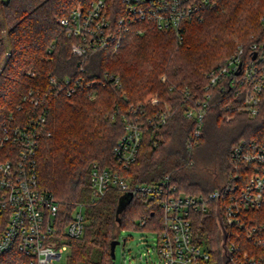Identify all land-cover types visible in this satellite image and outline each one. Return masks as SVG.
<instances>
[{
	"label": "trees",
	"instance_id": "16d2710c",
	"mask_svg": "<svg viewBox=\"0 0 264 264\" xmlns=\"http://www.w3.org/2000/svg\"><path fill=\"white\" fill-rule=\"evenodd\" d=\"M91 0H0V131L12 116L14 124H25L31 115L23 95L31 89H49V77L84 75L87 80L105 71L121 76L123 87H99L95 99L79 90L60 96L49 109L47 130L38 151V173L42 188L52 192L69 214L85 205L86 227L79 238L67 237L71 253L62 264H112L111 243L120 239L125 227L160 232L162 211L144 195H134L119 211L125 194L111 186L97 201L91 199L90 175L93 163L119 169L134 183H151L167 174L190 193H209L232 168L231 152L243 138L264 139V93L257 114L241 108L243 96H234L229 87L207 90L211 68L222 64L239 47L264 41L261 15L264 0H216L205 8L201 20L184 24L183 38L174 29H159L139 22L143 33L121 32V46L93 51L86 59L75 55L61 23L76 7ZM110 17L124 14L122 0H108ZM83 68V70H82ZM165 75L163 80L161 76ZM211 91L203 135L195 148L205 149L213 161L214 176L204 175L191 165L192 151L186 140L195 122L186 117V108ZM155 96L173 112L166 123L148 122L139 155L127 168L118 163L113 148L125 131V116L131 103H142L147 115L163 109L154 105ZM189 169V170H188ZM192 169V170H190ZM146 220L141 224L140 220ZM197 238L211 247L212 263L223 264L221 227L215 203L210 211L192 212ZM228 243L252 246L235 227L226 224ZM0 264H10L6 255Z\"/></svg>",
	"mask_w": 264,
	"mask_h": 264
},
{
	"label": "built area",
	"instance_id": "2783aa9c",
	"mask_svg": "<svg viewBox=\"0 0 264 264\" xmlns=\"http://www.w3.org/2000/svg\"><path fill=\"white\" fill-rule=\"evenodd\" d=\"M124 14L113 21L108 0H91L85 7H76L61 23L72 44L75 55L86 59L101 48L117 52L121 46V32L140 34L139 22L152 23L159 29H174L180 39L186 22L201 20L205 8L216 0H122ZM264 26V12L261 16ZM83 70V68H82ZM205 88L229 87L234 96H243L241 108L257 114L264 93V41L239 45L222 64L208 72ZM165 79V76L162 77ZM123 87L119 74L105 71L100 77L87 80L84 75L49 77V89H31L23 95L31 115L25 124L12 122V116L2 122L0 131V257L6 255L10 264H57L71 253L67 237L84 234L87 219L85 205L76 206L70 215L52 192L42 188L38 173V151L47 130L48 113L52 102L60 96L70 97L85 90L90 99L97 97L99 87ZM213 93L198 98L186 108V117L195 126L186 144L192 151L203 135L208 108ZM154 105L163 109L147 115L142 103H131L125 116V131L113 148V154L124 168L136 161L148 122L164 124L173 109L155 96ZM232 168L209 193H190L181 189L171 174L151 183H134L119 169L102 168L93 163L90 175L91 199H102L111 186L123 191L142 194L162 211L164 228L158 233L154 251L160 264H212L211 247L200 241L195 233L192 212L210 211L219 201L224 224L237 230L253 245H229L235 264H264V139H241L231 152ZM145 224L146 220H140ZM242 234V235H241ZM149 251V250H148ZM141 255H147L143 253Z\"/></svg>",
	"mask_w": 264,
	"mask_h": 264
},
{
	"label": "rangeland",
	"instance_id": "374dc122",
	"mask_svg": "<svg viewBox=\"0 0 264 264\" xmlns=\"http://www.w3.org/2000/svg\"><path fill=\"white\" fill-rule=\"evenodd\" d=\"M163 76H161V78ZM193 151L191 165L194 169L207 176L212 174L214 162L209 161L208 152L205 151V149L201 150L199 148H195ZM211 176H214V174ZM61 204L65 210L64 215L68 216L69 212L66 206L63 205V203ZM157 240L158 233L156 231L135 229L132 227L123 228L120 234V242L116 245L113 264H160L159 256L154 251V246H156ZM143 253H147V255H141ZM65 261L66 257H64L62 261L57 262V264H62Z\"/></svg>",
	"mask_w": 264,
	"mask_h": 264
},
{
	"label": "water",
	"instance_id": "95a60500",
	"mask_svg": "<svg viewBox=\"0 0 264 264\" xmlns=\"http://www.w3.org/2000/svg\"><path fill=\"white\" fill-rule=\"evenodd\" d=\"M134 196L132 191H126L125 194L121 197L120 202H119V211H122V209L126 206L127 202ZM217 217L219 220V224L221 227V247H222V257H223V264H235L233 259H232V251L229 248L228 245V235L229 231L226 228L221 212H220V207H219V201L217 202ZM120 242V239H115L111 243V255H112V264H113V259L115 257V249L116 245Z\"/></svg>",
	"mask_w": 264,
	"mask_h": 264
}]
</instances>
